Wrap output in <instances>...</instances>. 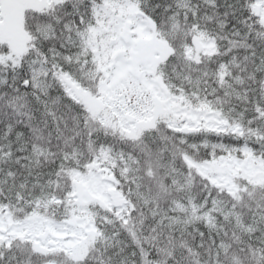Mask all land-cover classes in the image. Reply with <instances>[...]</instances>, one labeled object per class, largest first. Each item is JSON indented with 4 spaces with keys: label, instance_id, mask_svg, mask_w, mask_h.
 <instances>
[{
    "label": "snow or ice",
    "instance_id": "6c2138e0",
    "mask_svg": "<svg viewBox=\"0 0 264 264\" xmlns=\"http://www.w3.org/2000/svg\"><path fill=\"white\" fill-rule=\"evenodd\" d=\"M0 264H264V0H0Z\"/></svg>",
    "mask_w": 264,
    "mask_h": 264
}]
</instances>
